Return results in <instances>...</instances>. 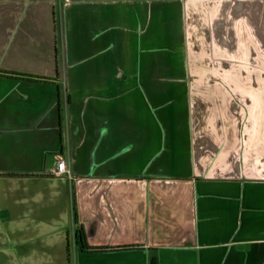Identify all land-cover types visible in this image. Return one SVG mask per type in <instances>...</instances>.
I'll return each instance as SVG.
<instances>
[{"label": "crops", "instance_id": "obj_1", "mask_svg": "<svg viewBox=\"0 0 264 264\" xmlns=\"http://www.w3.org/2000/svg\"><path fill=\"white\" fill-rule=\"evenodd\" d=\"M149 247L264 264V0H0V264Z\"/></svg>", "mask_w": 264, "mask_h": 264}, {"label": "trees", "instance_id": "obj_2", "mask_svg": "<svg viewBox=\"0 0 264 264\" xmlns=\"http://www.w3.org/2000/svg\"><path fill=\"white\" fill-rule=\"evenodd\" d=\"M18 76V74H16ZM24 78H44V79H50L48 77H37L34 75H26V74H19ZM71 101L70 95L68 96V103ZM73 210H74V218L76 223H79V215H78V208H77V201L74 193V199H73ZM75 241L77 247L82 251H104V250H115V249H133L138 248L140 245L138 244H127V245H121V246H94L91 245L88 241V237L85 231V228L83 225H78L75 231ZM149 260L148 264H162L160 261L159 251L157 247H149Z\"/></svg>", "mask_w": 264, "mask_h": 264}, {"label": "built area", "instance_id": "obj_3", "mask_svg": "<svg viewBox=\"0 0 264 264\" xmlns=\"http://www.w3.org/2000/svg\"><path fill=\"white\" fill-rule=\"evenodd\" d=\"M54 173L56 175H64V174L70 175V171L68 169L67 162H66L65 158L60 157L58 159L56 168L54 169Z\"/></svg>", "mask_w": 264, "mask_h": 264}]
</instances>
